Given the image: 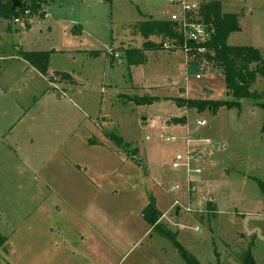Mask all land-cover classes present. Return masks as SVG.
Returning a JSON list of instances; mask_svg holds the SVG:
<instances>
[{
    "label": "rangeland",
    "instance_id": "obj_1",
    "mask_svg": "<svg viewBox=\"0 0 264 264\" xmlns=\"http://www.w3.org/2000/svg\"><path fill=\"white\" fill-rule=\"evenodd\" d=\"M221 2L224 12L240 15L227 43L264 52V0ZM46 10L10 30L0 18V264L181 258L160 229L144 233L141 210L150 195L159 210L167 208L161 226L180 246L178 230L202 228L196 235L206 234L214 253L203 258L191 249L203 264H242L239 255L253 237V258L264 264V193L256 182L264 184L263 109L250 99L240 111L214 114L175 105L178 97L223 99L225 86L215 68L185 60L161 37L148 53L173 61L160 56L128 65L123 54L143 42L132 23L170 19L179 6L53 0ZM19 50L52 51L45 75ZM254 85L264 92L260 78ZM178 115L188 118L183 133L166 126ZM201 119L206 125L197 124ZM187 147L194 159L173 169L174 155ZM187 176L196 202L190 212L174 210L173 194L185 202ZM175 184L180 189L170 191Z\"/></svg>",
    "mask_w": 264,
    "mask_h": 264
},
{
    "label": "trees",
    "instance_id": "obj_2",
    "mask_svg": "<svg viewBox=\"0 0 264 264\" xmlns=\"http://www.w3.org/2000/svg\"><path fill=\"white\" fill-rule=\"evenodd\" d=\"M15 0H0V18L7 22L6 29L12 28L11 19L18 15H23L27 11V17L35 16L36 14L43 15L45 13L44 6L52 0H19L20 7L13 8L12 2ZM110 1V0H103ZM202 16L205 22L209 25L211 31L210 38L202 43L204 53H197L192 63L202 62L209 68H215L222 75L223 86H225V96L219 98H181L174 99L175 105L185 106L188 109H194L198 112L208 111L211 114L216 113L220 108L241 109L242 100H252L256 105L263 109V128H264V92L254 88V84L259 78L264 77V52L252 45H232L227 43V39L232 31L239 29V15L233 12H222L220 0H204L201 7ZM27 26L28 23L26 22ZM131 29L139 36H142L143 42L140 48L133 46H125L123 54L128 65H140L148 60L145 53L147 50H152L154 41L151 37H161L166 45L175 48H180L184 42L183 35L179 32L178 26L168 19H155L146 17L140 22L131 24ZM188 46L193 50L197 44ZM96 50H91L92 55H98ZM52 51L35 50L23 51L19 50V55L26 60L35 70L41 74L46 73L50 53ZM194 53V51H192ZM173 123H184L185 118L178 117L172 119ZM116 142L120 138L113 137ZM258 187L264 193V184L256 179ZM142 218L153 228L160 229L167 238H169L178 251L181 257L184 258L187 264H202L189 254V252L180 246L175 241L169 229L163 228L158 223L162 212L156 206V200L153 195L149 196L148 202L141 210ZM6 236L0 234V246L5 243ZM253 238L248 243V246L240 253L239 261L242 264H258L255 262L252 255ZM215 264H221L220 262Z\"/></svg>",
    "mask_w": 264,
    "mask_h": 264
},
{
    "label": "built area",
    "instance_id": "obj_3",
    "mask_svg": "<svg viewBox=\"0 0 264 264\" xmlns=\"http://www.w3.org/2000/svg\"><path fill=\"white\" fill-rule=\"evenodd\" d=\"M202 1H196V0H169L171 4H176L179 6L180 10L178 14H172L170 16L169 21H172L178 26L179 32L183 35L184 42L180 48H175L176 50L179 49L181 52H183L185 60L187 61H193L195 59V56L197 53H204V47L201 45L205 41H207L211 36V31L209 25L205 22L204 16H202L201 7H202ZM27 18V11L23 15H18L15 18L11 19L12 24H15L19 21H23ZM24 22V21H23ZM187 42L190 44H197V46L192 50ZM194 51V53L192 52ZM199 64H203L200 62ZM197 78L200 77V74L197 73L195 75ZM197 124L199 125H206L207 122L205 120H196ZM175 136L172 135L166 136L165 139H171L173 140ZM186 146L190 143L191 140L188 138L186 139ZM172 160V168L175 170L180 169L181 164L189 165L190 161H192L193 154L187 149L184 151V153H176ZM197 171H199L197 169ZM191 178L187 176L185 181V186L183 190V195L185 196V202H182V198L177 196L178 194H173L172 200H171V207L174 210H180V211H191V204L193 205L196 200L195 198H191V191L194 190V186H190V180ZM179 185L175 184L172 187H170V191H177L179 190ZM181 200V201H180ZM195 200V201H194ZM170 207V208H171ZM194 209V208H192ZM196 230H199L198 226L195 227Z\"/></svg>",
    "mask_w": 264,
    "mask_h": 264
},
{
    "label": "crops",
    "instance_id": "obj_4",
    "mask_svg": "<svg viewBox=\"0 0 264 264\" xmlns=\"http://www.w3.org/2000/svg\"><path fill=\"white\" fill-rule=\"evenodd\" d=\"M52 1H49V2H52ZM49 2H47V4H49ZM47 4H45V6H44V10H45L44 15L46 14V11H47L46 10ZM221 11L224 12L222 9H221ZM228 12H233V11H228ZM228 12H225V13H228ZM233 13H236L237 15H239L237 12H233ZM46 16H47V14H46ZM146 17H152L153 18V16H145L144 19H146ZM141 20H143V19H141ZM136 22H140V21H136ZM239 27H240V15H239ZM77 29L78 28H76L75 30H77ZM140 37H142V36H140ZM154 39H156V38L155 37H151V40L154 41ZM248 45H251V44H248ZM133 47L140 48V46H136V45L133 46ZM254 47H257V46H254ZM148 52H150V50L145 51V53L148 56V60H150V59L157 60V59H159L160 56H165L166 58H170L172 61H173V59H175L174 56H170V55L165 54V53L159 54V55H151ZM260 80L264 82V77L260 78ZM201 98H208V97L205 96V95H203V96H201ZM182 107L185 108V109H187V111L190 110V109H188V108H186L184 106H182ZM178 117L179 118L180 117L185 118V122L184 123L178 122L177 124L176 123H173L172 122V119H174V118L178 119ZM172 119L170 120V122H168V123L166 122V126H168L171 130H174L175 132H178V133L181 132V133H183L184 132V128L189 124L187 116H185V115H178L177 117L176 116H172ZM166 211H167V208L164 209L163 211H161L162 212V216L158 220V223H160L161 225H162L163 218H164V216L167 213ZM213 212H214V214L215 213H218V215H220L219 214L220 212L217 209H216V211H213ZM196 226H198L199 230H196V228H195ZM153 229H155V228H153L152 226H150L148 224L147 227H146V231L144 233L145 234L146 233L149 234ZM201 229L202 228H200L198 224L197 225L194 224L192 226H188V229L187 230H185V229L182 230V228H181L180 229L181 231L178 230L176 232L177 233L178 242L181 244V246H184L190 252V254L197 260L198 263H202V262L198 258L199 255L195 251H193L191 249V246L195 250H197L198 252H201L200 254L201 255L203 254L202 255L203 258L204 257H207L208 258V255L209 254H211V256H212V253H214V245H212L211 243H210V245L208 244L209 241L207 239V235L206 234L205 235H199V236H198V234L196 235V233L199 232ZM182 258L183 257H181V258L180 257L154 258L148 264H182V263H185L186 264V262H183V261H185L184 258L183 259Z\"/></svg>",
    "mask_w": 264,
    "mask_h": 264
},
{
    "label": "water",
    "instance_id": "obj_5",
    "mask_svg": "<svg viewBox=\"0 0 264 264\" xmlns=\"http://www.w3.org/2000/svg\"><path fill=\"white\" fill-rule=\"evenodd\" d=\"M12 4H13V8H17V6L20 7L22 5L20 4L19 0L13 1Z\"/></svg>",
    "mask_w": 264,
    "mask_h": 264
}]
</instances>
